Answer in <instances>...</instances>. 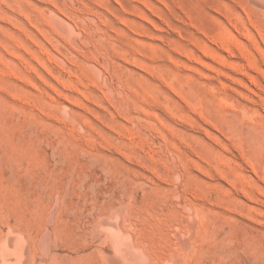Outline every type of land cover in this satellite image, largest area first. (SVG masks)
<instances>
[{
  "label": "rangeland",
  "instance_id": "374dc122",
  "mask_svg": "<svg viewBox=\"0 0 264 264\" xmlns=\"http://www.w3.org/2000/svg\"><path fill=\"white\" fill-rule=\"evenodd\" d=\"M247 10L0 0V264L121 206L162 250L181 236L194 261L264 264V19Z\"/></svg>",
  "mask_w": 264,
  "mask_h": 264
},
{
  "label": "bare ground",
  "instance_id": "6f19581e",
  "mask_svg": "<svg viewBox=\"0 0 264 264\" xmlns=\"http://www.w3.org/2000/svg\"><path fill=\"white\" fill-rule=\"evenodd\" d=\"M239 2L242 5H244L248 10L254 12L260 18L264 19V0H239ZM230 3H228V4L230 5ZM224 6H226V5H224ZM227 8L229 10L228 5H227ZM228 10H226V11H228ZM241 12L238 13V15L241 14ZM248 13H246V14H248ZM236 19L240 20L238 18H236ZM248 19H249V17H248ZM212 20L214 21L215 19L213 18ZM237 20H235V21L237 22ZM244 20H246V19L244 18ZM251 21L254 22V20H252V18H251ZM57 22H60V18ZM61 23H59V25H61V28L65 32H67V28L65 27V25H63ZM63 23H65V20L63 21ZM211 23H212V21H211ZM255 23H256V21H255ZM254 25H256V24H254ZM236 26H238V24H236ZM258 26H259V23H258ZM245 27H246V25H245ZM260 27H261V25H260ZM237 30H239V29H237ZM263 32H262V34H263ZM244 33H245V30H244L243 34ZM214 34H216V32L212 33V35H214ZM217 37L218 36H216V38ZM250 38H251V36H250ZM212 40H214L213 36H212ZM258 40L260 41V39H258ZM225 43H227V42H225ZM255 43L256 42L254 41V44ZM229 44H231V40H230ZM247 44H246V46H247ZM235 45H237V44H235ZM225 48H227V46H225ZM237 48H239V47H237ZM241 49H240V51H241ZM249 49H251V48H249ZM232 50H233V45H232ZM243 51H244V48H243ZM245 52H246V49H245ZM261 53L263 55V52H261ZM230 60L233 61V59H230ZM228 62L230 63V61H228ZM238 62H240V61H238ZM240 65H242L241 62H240ZM220 69H223V68L220 67ZM244 69L247 70V68H244ZM250 72L246 71V73H250ZM251 80L254 81L253 79H251ZM258 83H260V82H258ZM254 87H256V86H254ZM262 95H264V94H262ZM252 97H251V99H252ZM109 209L110 208L108 207V208L101 209L100 211H97V212H92V211L90 212L89 211L90 217H91V221H89L90 222L89 225H82L78 218L66 220V227L63 226L64 232H58V233H50L49 232L47 234V237H46L45 250H44V252H42L40 260L38 257V252L35 251L30 256V263L29 264H205V259L203 257L197 258L195 261L191 258L192 257L191 254L196 250V247L191 244V242L188 238H185V237L182 238L181 236H179L176 240L172 241V244L170 245V247L167 245L168 243L166 244L167 246H165V247H169L168 249L162 250L161 247L160 248L156 247L155 245L151 244L150 242H148L146 240L138 239L136 236L133 235V233L131 232V230L129 228L125 227L124 225H121L119 223V221H117V218L119 216L124 215L122 206L118 208V211L116 212L117 218H114V219H113V216H110V215L107 216ZM124 216H126V215H124ZM68 223L73 227L72 229H68ZM190 228H191L190 225H185L183 230L185 233H188ZM110 234H111V236H110ZM114 234L117 235L114 237V239H115V242L117 243L118 249L113 250V253H109L106 243L112 236H114ZM114 239H112V240L114 241ZM168 242H171V241H168ZM199 251H200V253H202L203 250L201 251V249H199Z\"/></svg>",
  "mask_w": 264,
  "mask_h": 264
}]
</instances>
